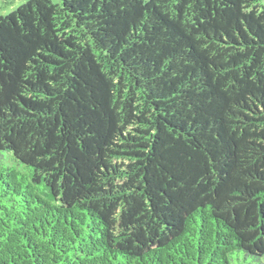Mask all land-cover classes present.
<instances>
[{"label": "trees", "instance_id": "16d2710c", "mask_svg": "<svg viewBox=\"0 0 264 264\" xmlns=\"http://www.w3.org/2000/svg\"><path fill=\"white\" fill-rule=\"evenodd\" d=\"M0 264H264V0L0 16Z\"/></svg>", "mask_w": 264, "mask_h": 264}, {"label": "rangeland", "instance_id": "374dc122", "mask_svg": "<svg viewBox=\"0 0 264 264\" xmlns=\"http://www.w3.org/2000/svg\"><path fill=\"white\" fill-rule=\"evenodd\" d=\"M26 1L27 0H0V16L7 15Z\"/></svg>", "mask_w": 264, "mask_h": 264}]
</instances>
